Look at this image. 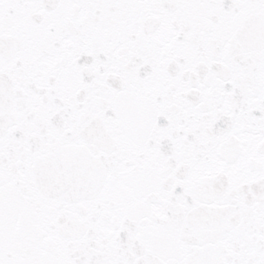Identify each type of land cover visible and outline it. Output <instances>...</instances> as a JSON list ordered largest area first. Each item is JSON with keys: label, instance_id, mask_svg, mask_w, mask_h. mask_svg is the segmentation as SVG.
<instances>
[{"label": "snow or ice", "instance_id": "1", "mask_svg": "<svg viewBox=\"0 0 264 264\" xmlns=\"http://www.w3.org/2000/svg\"><path fill=\"white\" fill-rule=\"evenodd\" d=\"M0 264H264V0H0Z\"/></svg>", "mask_w": 264, "mask_h": 264}]
</instances>
